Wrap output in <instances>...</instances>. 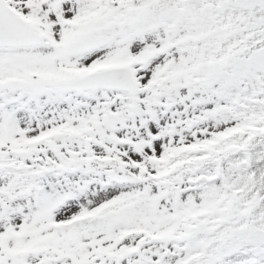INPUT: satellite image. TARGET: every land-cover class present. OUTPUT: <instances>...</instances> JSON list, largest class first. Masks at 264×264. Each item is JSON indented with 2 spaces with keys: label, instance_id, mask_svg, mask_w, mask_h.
<instances>
[{
  "label": "snow or ice",
  "instance_id": "obj_1",
  "mask_svg": "<svg viewBox=\"0 0 264 264\" xmlns=\"http://www.w3.org/2000/svg\"><path fill=\"white\" fill-rule=\"evenodd\" d=\"M0 264H264V0H0Z\"/></svg>",
  "mask_w": 264,
  "mask_h": 264
}]
</instances>
